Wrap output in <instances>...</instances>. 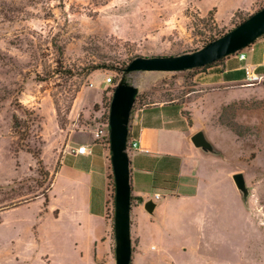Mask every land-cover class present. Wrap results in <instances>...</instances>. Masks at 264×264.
Wrapping results in <instances>:
<instances>
[{"label":"rangeland","instance_id":"374dc122","mask_svg":"<svg viewBox=\"0 0 264 264\" xmlns=\"http://www.w3.org/2000/svg\"><path fill=\"white\" fill-rule=\"evenodd\" d=\"M263 6L264 0H0V211L47 190L50 173L41 160L45 137L50 139L57 126L65 128L75 102L73 137L92 136L108 122L111 88L100 103L80 105L83 96L97 100L105 77L119 80L121 68L136 56L197 50ZM206 72L130 74L138 90L131 112L154 102L187 103L184 113L193 112L197 130L216 150L211 157L221 225L214 239L223 252L233 249V263L220 264H264V79L233 88L203 86ZM98 142L105 144L108 180L101 193L107 196L109 264H115L111 152L106 138ZM19 151L31 154V165L27 157L14 159ZM45 156L48 161L50 147ZM236 173L244 177L246 199L234 182ZM38 207L0 214V264H68L43 242H16L17 234L34 235ZM54 243L65 250L71 242Z\"/></svg>","mask_w":264,"mask_h":264},{"label":"crops","instance_id":"0c3cea01","mask_svg":"<svg viewBox=\"0 0 264 264\" xmlns=\"http://www.w3.org/2000/svg\"><path fill=\"white\" fill-rule=\"evenodd\" d=\"M247 48L243 50V60L232 54L207 67L200 77L201 85H244L245 68L264 79V36ZM94 73L88 75V91ZM107 88L111 86L105 83L98 90L97 100L83 96L80 105L100 103ZM75 105L76 102L65 128L57 126L50 139L45 137L41 150V160L51 180L45 191L47 201L38 193L23 201V205L19 203L0 214L37 204L34 235L23 239L17 234L16 242H43L57 257L66 258L68 264H109L107 196L101 193L103 181L108 180L105 144L94 140L93 130L87 138L72 136V127L77 125L71 118ZM186 108L187 103L169 100L145 104L130 113L128 142L138 140V148L127 150L131 194L142 199L136 200L130 211V264H220L223 260L233 263V249L223 252L222 243L214 239L215 230L221 225L215 205L217 178L211 157L215 154L191 142L198 127L193 112L189 116L184 113ZM78 145H85L89 153H70ZM20 156L32 164L31 154L19 151L14 159L19 162ZM155 193L160 196L157 200ZM149 199L157 202L154 215L143 207ZM54 242L71 243L64 250L55 248Z\"/></svg>","mask_w":264,"mask_h":264},{"label":"water","instance_id":"95a60500","mask_svg":"<svg viewBox=\"0 0 264 264\" xmlns=\"http://www.w3.org/2000/svg\"><path fill=\"white\" fill-rule=\"evenodd\" d=\"M262 34H264V6L197 50L177 55L136 56L124 68L112 90L108 114L110 161L114 179L115 264H130L132 252L130 161L127 152V137L129 117L138 90L130 82V74L134 72H178L202 67L247 48ZM190 140L195 147L216 154V150L202 129L193 133ZM233 179L242 197L246 199L247 188L243 175L236 173ZM156 205L157 202L149 199L144 202L143 207L150 215H154L153 210Z\"/></svg>","mask_w":264,"mask_h":264},{"label":"built area","instance_id":"2783aa9c","mask_svg":"<svg viewBox=\"0 0 264 264\" xmlns=\"http://www.w3.org/2000/svg\"><path fill=\"white\" fill-rule=\"evenodd\" d=\"M243 50L234 53L237 54L238 58L241 60L245 59V53L243 52ZM245 71H246V81H245L246 84H253L255 82L260 81L263 78L262 76H258L252 72H249L247 68H245ZM105 83L109 84L111 88H114L115 85L117 84V82H114L113 76H107L105 78ZM93 137L95 141L104 140L105 138L109 140L108 122L102 124L101 126L99 125L95 129H93ZM129 148H138V140L133 139L131 140V142L129 141L127 143V150ZM70 153L85 154V153H89V150H87L85 145H78L75 148H71ZM159 197H160L159 194L155 193L154 198L157 200Z\"/></svg>","mask_w":264,"mask_h":264},{"label":"trees","instance_id":"16d2710c","mask_svg":"<svg viewBox=\"0 0 264 264\" xmlns=\"http://www.w3.org/2000/svg\"><path fill=\"white\" fill-rule=\"evenodd\" d=\"M220 36V35H219ZM262 36H264V34H262ZM261 37V36H260ZM213 39H215L214 37H211V38H209L208 40H207V42H210L211 40H213ZM206 42V43H207ZM243 50V49H242ZM240 51V50H239ZM220 59H222V58H220ZM220 59H218V60H216L215 62H217V61H219ZM215 62H213V63H210V64H206V65H204V66H202V67H196V68H207V67H209L210 65H212V64H214ZM125 68V67H124ZM124 68H121V70H122V73H123V70H124ZM193 69V68H192ZM114 82H118V80H116L115 78H114ZM110 90H113V88H111ZM107 142L109 143V140H107ZM127 143H128V137H127ZM35 155L33 154V157H34ZM35 158H37V163H39L40 162V159L38 158V157H36L35 156ZM39 193H42L43 195H44V198H45V202L47 201V194H46V192H39ZM35 197V196H34ZM133 199H135V200H137L138 202H142V199H141V197H139V196H133L132 194L130 195V203H131V201L133 200ZM16 204H13L12 206H15Z\"/></svg>","mask_w":264,"mask_h":264}]
</instances>
